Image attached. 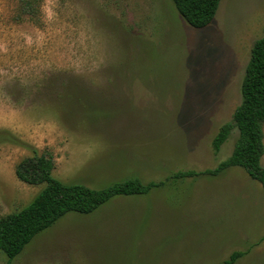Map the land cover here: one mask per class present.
<instances>
[{
  "label": "rangeland",
  "instance_id": "rangeland-1",
  "mask_svg": "<svg viewBox=\"0 0 264 264\" xmlns=\"http://www.w3.org/2000/svg\"><path fill=\"white\" fill-rule=\"evenodd\" d=\"M263 36L264 0H222L201 29L172 0H0V133L19 141L0 140V219L43 188L15 173L32 149L95 189L217 167L238 131L218 153L212 141ZM236 250L264 264V191L240 167L69 212L12 264H223Z\"/></svg>",
  "mask_w": 264,
  "mask_h": 264
},
{
  "label": "trees",
  "instance_id": "trees-1",
  "mask_svg": "<svg viewBox=\"0 0 264 264\" xmlns=\"http://www.w3.org/2000/svg\"><path fill=\"white\" fill-rule=\"evenodd\" d=\"M172 1L191 26L201 29L213 22L222 0ZM241 93L242 101L232 119L220 127L212 141V148L218 153L232 132L237 130L238 137L233 152L213 169L177 171L159 182L145 183L138 177H132L95 189L85 184L65 183L55 178L53 156L32 149V155L17 164L15 173L22 182L43 185V188L28 205L0 219V250L7 256V264H12L34 237L67 213L92 214L113 198L146 195L155 188L165 187L171 181L199 175L216 177L229 168L240 167L253 180L258 181L264 191V36L257 39L252 47ZM0 140L19 142L8 132L0 133ZM246 254L242 250L233 251L223 264H235Z\"/></svg>",
  "mask_w": 264,
  "mask_h": 264
}]
</instances>
